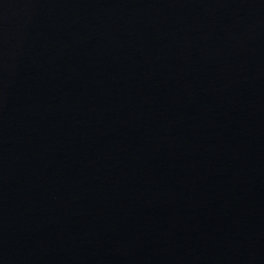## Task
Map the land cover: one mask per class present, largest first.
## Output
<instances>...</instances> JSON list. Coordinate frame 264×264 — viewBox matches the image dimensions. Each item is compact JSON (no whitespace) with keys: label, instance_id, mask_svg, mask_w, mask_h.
<instances>
[{"label":"water","instance_id":"obj_1","mask_svg":"<svg viewBox=\"0 0 264 264\" xmlns=\"http://www.w3.org/2000/svg\"><path fill=\"white\" fill-rule=\"evenodd\" d=\"M0 264H264V0H0Z\"/></svg>","mask_w":264,"mask_h":264}]
</instances>
